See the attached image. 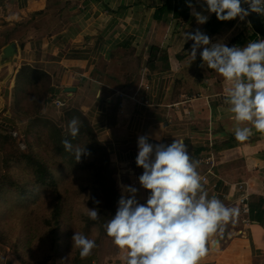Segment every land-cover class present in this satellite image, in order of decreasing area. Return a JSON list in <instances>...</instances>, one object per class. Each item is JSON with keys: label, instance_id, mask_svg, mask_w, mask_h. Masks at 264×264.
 I'll return each mask as SVG.
<instances>
[{"label": "crops", "instance_id": "crops-1", "mask_svg": "<svg viewBox=\"0 0 264 264\" xmlns=\"http://www.w3.org/2000/svg\"><path fill=\"white\" fill-rule=\"evenodd\" d=\"M195 12L207 22L199 24ZM215 16L205 0H0V56L12 43L19 50L14 65L0 69V81L6 78L9 102L11 76L23 65L51 75L64 94L75 89L69 93L73 106L88 116L110 148L120 196L122 185L134 186L140 203L150 193L139 182L144 170L136 164L138 137L166 145L182 139L198 161L200 176L208 178L203 185L209 198L240 210V198L249 196L248 222L240 213L210 237L199 264H264V133L252 128L246 141H237L225 102L229 83L216 85L213 78L210 91L190 95L191 63L183 68L179 61L192 42L184 34L205 33ZM249 18H216L218 32L211 43L244 47L264 39ZM179 79L178 96L173 89ZM242 126L252 127L250 122ZM208 157L212 164L201 161ZM3 248L0 260L16 264ZM126 255L110 238L92 260L125 264Z\"/></svg>", "mask_w": 264, "mask_h": 264}, {"label": "trees", "instance_id": "trees-1", "mask_svg": "<svg viewBox=\"0 0 264 264\" xmlns=\"http://www.w3.org/2000/svg\"><path fill=\"white\" fill-rule=\"evenodd\" d=\"M216 18L207 24L209 37L218 32ZM193 43L179 61L183 68L191 63L193 87L187 93L200 96L211 90V79L216 85L225 79L203 63V48L193 61ZM13 76L10 102L3 91L6 78L0 81V244L14 252L16 264H95L94 254L110 239L104 225L116 214L120 198L110 148L51 75L23 65ZM181 82L173 89L178 96ZM73 117L81 121L75 139L68 130ZM65 138L73 144L72 152L64 150ZM77 146L86 147L90 155L77 161ZM88 208L97 209V220L88 217ZM75 232L96 241L86 258L73 247Z\"/></svg>", "mask_w": 264, "mask_h": 264}, {"label": "clouds", "instance_id": "clouds-1", "mask_svg": "<svg viewBox=\"0 0 264 264\" xmlns=\"http://www.w3.org/2000/svg\"><path fill=\"white\" fill-rule=\"evenodd\" d=\"M205 2L207 10L220 21L243 19L249 11L264 13V0ZM242 3L248 8L242 7ZM194 15L199 24L208 20L199 12ZM184 39L194 41L190 52L193 61L203 48L200 52L203 63L229 83L225 102L236 122V140L246 141L252 128L264 133V39L249 41L244 47H229L222 42L211 43V38L199 29L185 33ZM245 122L252 127L242 126ZM80 126L77 117L69 122L73 139L78 136ZM62 144L65 151H73L69 139L65 138ZM138 149L136 164L144 170L139 182L150 194L146 203H140L139 189L122 185L116 214L104 225L107 236L120 250H126L125 264H199L208 252L210 237L234 222L239 208L228 207L217 197H208L197 170L198 161L192 159L182 139L176 138L170 145L153 144L144 135L138 137ZM74 154L77 161L90 155L86 147L78 146ZM87 215L95 221L99 212L88 208ZM72 240L81 258L88 257L96 247L94 239L79 232H75Z\"/></svg>", "mask_w": 264, "mask_h": 264}, {"label": "water", "instance_id": "water-1", "mask_svg": "<svg viewBox=\"0 0 264 264\" xmlns=\"http://www.w3.org/2000/svg\"><path fill=\"white\" fill-rule=\"evenodd\" d=\"M247 8L248 5L246 6V9ZM249 17L250 23L252 24L254 31L260 35H264V25L263 21L260 18V14L249 11ZM18 56L19 50L17 43H12L7 46L0 56V69L5 66H13ZM65 92H75V89H66Z\"/></svg>", "mask_w": 264, "mask_h": 264}, {"label": "built area", "instance_id": "built-area-1", "mask_svg": "<svg viewBox=\"0 0 264 264\" xmlns=\"http://www.w3.org/2000/svg\"><path fill=\"white\" fill-rule=\"evenodd\" d=\"M82 3H79V5H81ZM260 14V18L263 21V25H264V13H259ZM217 42H214L213 44H215ZM121 96H124V94H121ZM199 97V96H197ZM188 100V98H187ZM59 106L61 105L60 102L57 103ZM16 135V134H15ZM202 162H207L208 164H212V160L211 158H205L203 160H201ZM201 177V181L203 184L207 183L208 178L206 176H200ZM239 206H240V213L241 216L243 217L244 222H248L249 219V215H250V205H249V196L248 195H243L240 200H239Z\"/></svg>", "mask_w": 264, "mask_h": 264}, {"label": "rangeland", "instance_id": "rangeland-1", "mask_svg": "<svg viewBox=\"0 0 264 264\" xmlns=\"http://www.w3.org/2000/svg\"><path fill=\"white\" fill-rule=\"evenodd\" d=\"M11 81V80H10ZM9 82V81H8ZM9 94H10V90H9ZM8 102H9V96H8ZM1 166H0V175H1ZM1 245V244H0ZM3 250H6V255H8L11 259H15V255H14V252L11 250V249H7L6 247L3 248ZM0 264H11V261L10 260H5L4 258H2L0 260Z\"/></svg>", "mask_w": 264, "mask_h": 264}]
</instances>
